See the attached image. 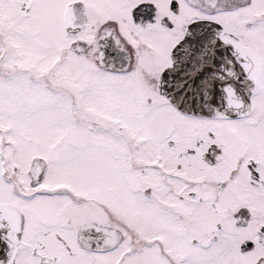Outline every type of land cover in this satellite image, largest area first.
Listing matches in <instances>:
<instances>
[{"label": "snow or ice", "instance_id": "6c2138e0", "mask_svg": "<svg viewBox=\"0 0 264 264\" xmlns=\"http://www.w3.org/2000/svg\"><path fill=\"white\" fill-rule=\"evenodd\" d=\"M0 264H264V0H0Z\"/></svg>", "mask_w": 264, "mask_h": 264}]
</instances>
